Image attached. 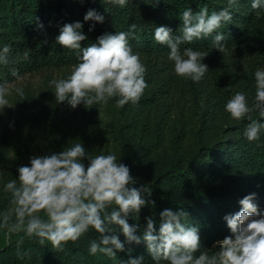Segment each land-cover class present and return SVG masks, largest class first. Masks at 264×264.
Segmentation results:
<instances>
[{
  "label": "trees",
  "instance_id": "obj_1",
  "mask_svg": "<svg viewBox=\"0 0 264 264\" xmlns=\"http://www.w3.org/2000/svg\"><path fill=\"white\" fill-rule=\"evenodd\" d=\"M251 3L238 0L230 9L232 21L220 29L226 35L225 54L211 49V37L180 46L181 53L185 47L209 51L202 61L209 70L196 83L174 73L169 49L153 40L154 28L167 26L178 35L179 14L186 8L195 14L207 6L211 13L228 7V0H129L124 8L108 0H0V48L9 45L12 49L9 63L0 65V85L36 74L41 77L35 86H19L26 99L20 100L15 93V104L29 126L27 133L18 122L9 123L0 111V212L10 206L4 184L17 178L20 166L30 165V157L58 153L81 142L85 167L88 155L112 152L129 167L136 180L132 187H151L146 199L155 201V206L146 204L138 218L128 217L129 224L139 225L138 234L146 227L145 217L154 219L158 231L161 211L184 209L189 213L188 223L199 228L201 251L212 255L217 250L214 242L231 235L223 217L239 211L241 198L255 193L253 202L264 211V132L259 141L248 142L243 131L249 121H236L224 110L237 91L246 94L251 106L254 72L264 70V7L253 9ZM88 9L104 16L92 31L89 27L94 22L83 20ZM36 17L43 29L37 28ZM76 21L83 24L81 31L87 37L81 47L95 43L102 34L137 25L139 39L129 42L146 66L148 84L138 104L129 102L117 109L116 98H112L106 105L86 108L81 103L73 109L67 102H56L49 82L67 78L77 61L55 37L63 24ZM13 68L19 77L11 75ZM251 115L261 119L258 111ZM33 132L39 134L42 147L33 149ZM112 207L116 206L106 211ZM117 234L123 241L118 229ZM21 237V251L29 253L24 259L16 255V241ZM97 238L98 233L90 228L56 251L24 233L13 234L11 243L4 236L0 264H119L138 256H143L142 264H155L143 243L126 245L132 251H117L115 259L101 253L90 255L89 243Z\"/></svg>",
  "mask_w": 264,
  "mask_h": 264
},
{
  "label": "clouds",
  "instance_id": "obj_2",
  "mask_svg": "<svg viewBox=\"0 0 264 264\" xmlns=\"http://www.w3.org/2000/svg\"><path fill=\"white\" fill-rule=\"evenodd\" d=\"M108 2L124 8L129 0ZM237 4L238 0H228V7L211 13L207 6L195 14L191 8H186L179 14L178 35H173V30L167 26L154 28L153 40L167 46L168 59L174 62L173 70L178 77L198 83L209 70L202 62L209 51L185 47L181 53V45L211 37V49L222 54L227 52L226 35L220 29L225 23H231L230 9ZM251 7H264V0H252ZM35 20L37 28L43 29L39 18ZM83 20L94 22L89 27L92 31L95 23H103L104 16L95 9H88ZM82 27L80 21L65 23L55 37L59 45L74 53L77 61L67 78L49 82L50 87H54L56 102H67L73 109L81 103L86 108L106 105L112 98H116L117 109L129 102L138 104L148 84L146 66L129 42L139 39L137 25H129L127 31L102 34L86 47H81V42L87 38ZM11 51L9 45L0 48V65L9 63ZM11 75L19 77L18 69L13 68ZM254 79L255 100L251 106L241 91L224 106L232 119L249 121L243 131L248 142L259 141L264 132V70L257 69ZM13 91L20 100L26 99L22 87L9 89L0 85V111L15 106L6 99ZM254 111H258L261 119L252 117ZM85 155V148L79 142L58 153L30 157L29 166L17 169V178L4 184V191L11 197L10 206L0 212V229L6 230V241L11 243L13 234L24 233L42 247L50 244L56 251H62L68 242L77 241L91 228L98 233V238L89 243L88 251L93 256L101 253L115 259L117 251H132L130 247L126 249V245L143 243L155 264H264V211L253 202L255 193L238 201L239 211L223 217L231 235L215 241L213 248L217 250L209 255L207 250L201 251L199 228L188 223L189 213L184 209L161 211L158 231L154 219L145 217L146 227L138 234L139 225L129 224L128 217L138 218L146 204L155 206V201L146 199L151 195V187H132L136 180L129 167L112 152L88 155L87 167L82 163ZM113 205L116 207L106 211ZM117 229L123 234V241ZM23 243V237L16 241L18 259L29 255L21 251ZM143 259V256L130 257L119 264H142Z\"/></svg>",
  "mask_w": 264,
  "mask_h": 264
},
{
  "label": "rangeland",
  "instance_id": "obj_3",
  "mask_svg": "<svg viewBox=\"0 0 264 264\" xmlns=\"http://www.w3.org/2000/svg\"><path fill=\"white\" fill-rule=\"evenodd\" d=\"M41 81V77L40 75H32V76H26L20 80H18L17 82L11 83L6 85V87H8L9 89H14L15 87H19V86H24L26 83H31L33 86L39 84ZM6 99H8L11 103H15L14 99H15V92L13 91L11 95L7 96ZM1 113L3 114V117L9 122V123H14V122H18L19 123V127L25 132L27 133L29 131V126L27 125L25 118L22 114V112L20 111V109L17 107V105L15 104L14 107H5ZM33 140H31V144L33 149H37L39 147L43 146V141L41 140L39 134H37L36 132H33ZM4 238V234L2 232H0V239L3 240Z\"/></svg>",
  "mask_w": 264,
  "mask_h": 264
}]
</instances>
